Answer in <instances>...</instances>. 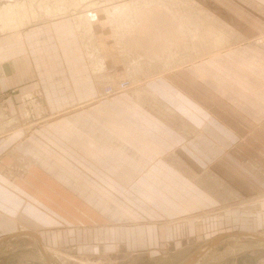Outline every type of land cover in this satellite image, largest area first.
<instances>
[{
  "label": "rangeland",
  "instance_id": "rangeland-1",
  "mask_svg": "<svg viewBox=\"0 0 264 264\" xmlns=\"http://www.w3.org/2000/svg\"><path fill=\"white\" fill-rule=\"evenodd\" d=\"M165 1L174 7L160 4ZM69 2L74 6L71 11H64L63 6L58 9L54 4L50 13L38 14L40 16L37 15L34 22L45 21L52 16L55 19L71 16L69 19L78 27L75 31L80 34L82 42L87 43L85 50L90 59L87 64L93 77L96 76L97 85L93 96L89 95L86 102L71 104L72 107L64 111H61L62 105L55 106L51 114H64L63 118L71 114L72 126L98 127L105 125V121L107 126L119 127L122 125H117V122L127 120V114H159L163 117L165 114L171 122L176 114L188 113L199 114L200 126L191 128L190 124L191 127L186 123L183 125V148L177 146L173 151L143 152L150 155L146 166L151 168L149 175L143 177L140 174L142 166L138 163L132 161L128 167L125 151L115 152L114 155L103 152L101 162L95 158L93 146L87 145L88 151L85 152L81 146L69 144L76 140L67 137L62 138L63 143H68L65 149L60 147L57 150L51 144L49 147L55 150V159L59 162L58 172L61 173L64 166L67 168L62 163L66 159V163L71 162V180L76 178L63 184L57 181L61 176L55 175V182L47 180V190L43 189L46 178L40 185V211H49L52 217L47 227L49 230L44 226L46 231L42 233L58 263L180 264L222 233L245 231L264 235V46L256 42L259 37H264V31L256 38L238 41L235 31L197 4L196 0ZM121 4H124L121 7L123 10L120 8V14H115L117 17L109 15L123 20H117L123 26L115 23V18L108 17L109 20L106 14L110 8L117 11ZM8 5L9 1L0 4V9ZM52 9L59 10L56 12L59 16ZM95 9H104L105 17L94 18ZM144 11L145 14L142 13ZM85 12L91 13V16ZM6 15L0 23L1 35L27 29L31 25L22 23L16 28L11 25L4 28L3 25L13 18V14ZM146 17L147 21H144ZM154 17L165 19L156 24ZM107 19L117 24V29ZM89 20L99 31H90L87 26ZM177 23L186 32L187 37L182 41L174 37L176 42L165 43V32L155 31L164 24L167 28L168 24L171 26L168 35L172 31L173 34ZM218 42L219 45L214 47ZM175 44L179 47H173ZM213 49L215 51L211 55ZM241 50L249 54H240ZM223 52L225 54L221 57ZM210 58L208 61L214 62V65L209 66L207 78L206 60ZM124 82L128 85L122 88ZM110 86L116 91L108 95L105 89ZM155 95L176 114H169L170 110L167 112L161 108L159 104L162 103L155 100ZM60 96L61 92L58 98ZM138 98L147 103L150 101L152 105L141 104ZM101 100L104 101L98 102ZM175 104L178 108L180 106L179 111L175 109ZM207 114L214 115L213 119L209 118V125L206 124ZM79 115L80 118H74ZM59 116L55 120L54 117H49V120L44 118L38 125L46 126L51 119L62 120ZM4 120L0 124L3 126L0 133L5 134L0 135V139L9 136L8 128L14 131L19 126L17 124L13 128L15 120L12 118ZM39 131L42 132L39 129L33 136L47 141L44 138L46 135L38 134ZM8 152H0V169L7 177L12 174L9 169L12 166H6L12 161L3 162ZM79 163L82 165L79 166ZM21 171L24 176L25 170ZM125 171L140 183L123 181L127 180L128 173ZM28 176L29 172L24 179ZM101 177L102 182H95ZM258 206L260 209H257ZM43 223L46 225V222ZM25 238L30 240L33 236ZM215 252L221 255V260L244 253L264 258V245L257 241L232 239L210 254Z\"/></svg>",
  "mask_w": 264,
  "mask_h": 264
},
{
  "label": "crops",
  "instance_id": "crops-1",
  "mask_svg": "<svg viewBox=\"0 0 264 264\" xmlns=\"http://www.w3.org/2000/svg\"><path fill=\"white\" fill-rule=\"evenodd\" d=\"M8 1L11 0H0V4ZM196 2L235 31L238 41L242 38H256L264 31V0H196ZM72 21L69 18L48 20L17 32L0 34V124L5 121V118L15 120L13 128L19 124L14 131L8 128L7 132L13 136L10 137L9 134L8 137L5 135L6 138L0 139V152L9 151L8 155H5L8 157L4 161L1 158L2 161H12L6 164V166H12L9 168L12 173L9 177L3 175L0 169V264H51V261L53 264H59L52 255L42 233L49 230L47 227L50 226L49 221L52 217L49 211H40L38 205L41 197L40 185L46 178L43 189L47 190V180L55 182L57 180L55 175L61 176L57 181L63 184L71 183L76 178L71 180L70 175L72 174L69 169L71 162L66 163V159H63L62 163L63 166L66 164L67 168L64 166L63 171L58 172L59 162L55 159V150L49 147L51 144L57 150L60 147L65 149L68 143L76 144L81 146V150L85 152L88 151L87 145L93 146L91 148L94 149L95 158L101 162L103 152L114 155L115 152L125 151L128 157L126 159L128 167L131 166L132 161L134 164L138 163L142 166L139 170L143 177L146 174L149 175L151 170L146 166V162L150 161V155L143 152L154 150L159 153L176 150L177 146L183 148V125L186 123L188 126L191 125V128L200 126L199 114H176V111L165 106L157 95H155V100H160L162 103L159 104L160 107L167 112L170 110L169 114L173 112L177 115L171 122L166 119L165 114L164 117L159 114H127V120L117 122V125H122L119 127L107 126L105 121H102L105 124L102 126L85 127L72 126L71 114L65 115L64 118V114H51V109L55 106L62 105L60 108L64 111L67 108L70 109L71 104L86 102L89 95L93 96L92 93L95 92L97 85L96 76L93 77L87 64L90 62L85 50L87 43L82 42L80 34L75 31V29L78 30L76 22ZM257 50L258 48H256V56ZM224 52L222 56L226 53ZM239 53L243 54L244 50ZM221 57L218 56V58ZM211 59L206 60L207 78L209 66L214 65V62L208 61ZM60 92L61 96L58 98ZM143 100L142 98L139 102ZM102 101L104 100L98 102ZM144 105L150 106L147 102ZM175 109L179 111L180 106L178 108V104H175ZM57 115L63 119L54 121ZM211 115L207 114V125H209V118L213 119L214 115ZM93 116L97 117L95 114ZM49 117H54V120L51 119L52 121L46 123V126L38 125L43 122L44 118L49 120ZM76 117L81 116L74 118ZM98 122L101 121L98 120ZM1 129L3 130L2 125H0ZM39 129L42 132L39 131L38 134L46 135L43 137L47 138V141L44 142L41 139L42 142L38 137L33 136ZM2 134L5 133L1 132L0 135ZM172 136L175 138L172 139ZM63 137L76 141L63 143ZM80 165L82 164L79 163ZM21 169L26 172L24 176H22ZM28 172L29 176L24 179ZM126 178L127 180L121 179L132 182V184L140 183L132 174L128 173ZM95 182H102V177L95 179ZM132 188L135 189L136 185ZM113 189L119 193L118 190ZM142 189L146 190L144 186ZM43 197L48 198V196ZM257 209L260 207L258 206ZM43 222H46V225ZM28 235L33 238L28 240L29 238H25ZM247 236L264 235L245 231L222 233L212 238L180 264H186L195 256L197 258L190 264H247L246 262L264 264V258L257 257V255L244 253L232 256L229 260L227 257L221 260L220 254L216 252L210 254L217 247L232 239L257 241L264 245L263 242Z\"/></svg>",
  "mask_w": 264,
  "mask_h": 264
},
{
  "label": "bare ground",
  "instance_id": "bare-ground-1",
  "mask_svg": "<svg viewBox=\"0 0 264 264\" xmlns=\"http://www.w3.org/2000/svg\"><path fill=\"white\" fill-rule=\"evenodd\" d=\"M3 1V0H2ZM42 1V0H41ZM39 2L38 0H12V1H9V5L8 6H4V7H2V8H4L3 10H1L0 9V23H2V21L5 19V17H3L5 14H7V15H10V14H13V18H11L10 19V22H8L7 24H4L3 25V27L5 28V27H7V26H10V27H19L20 25H22V23L23 24H25V23H28V24H31V25H29L30 27H32V26H35V25H39L41 22H43V21H41V22H38L37 21V23L36 22H34V20L36 19V17H37V15L38 14H41V15H43V14H45V12H49L50 13V11H51V5H54V4H56V6H58V3L57 2H59V0H52V1H47L46 3H43V2ZM44 1V0H43ZM62 2H59V3H61V7L63 6V8H64V11H71L72 9L71 8H74V6H73V4H70V2L69 1H71V0H61ZM107 1V0H106ZM113 1V0H112ZM159 1H161V0H159ZM163 1V0H162ZM191 1H193V0H191ZM5 2V1H4ZM67 2H68V4H67ZM111 2V1H110ZM167 2H169V1H165V2H160V4L161 5H164V7H166V6H170V7H172L173 5H170V3H167ZM198 2V1H197ZM80 4H83L82 2L80 3ZM90 4V3H89ZM93 4V3H92ZM116 4H118V3H116ZM115 4V5H116ZM120 4V3H119ZM151 4H152V2H151ZM84 5V4H83ZM123 5L124 4H121V6H118L117 8H119L117 11H116V9H114V8H110L111 10L110 11H108V13H106L107 15H109V14H112L111 16H115V17H117L116 15L117 14H120V8L121 7H123ZM129 5V4H128ZM153 5V4H152ZM89 6V5H88ZM157 6H159V4L157 3ZM180 6V5H179ZM190 6V5H189ZM188 6V7H189ZM59 7V6H58ZM61 7H59L58 9H61ZM96 7H98L97 5H96ZM126 7H127V5H126ZM144 7H145V5H144ZM154 7H156V5H154ZM174 7V6H173ZM176 7V6H175ZM101 8H104L103 6H101ZM132 7H130V9H131ZM134 8V7H133ZM140 8H142V6L140 7ZM163 8V7H162ZM35 9H37V12L35 11ZM43 9L45 10V11H43ZM87 10H89L88 8H86ZM108 9V8H107ZM122 9V8H121ZM124 9L126 10V8L124 7ZM130 9H128V10H130ZM155 9H157V8H155ZM165 9V8H164ZM176 9V8H175ZM83 10H85L84 8H83ZM86 10V11H87ZM96 10V9H95ZM102 10H104V9H102ZM101 9L99 10V11H95V12H93V14H92V16H94V18L96 17V18H100L102 15H103V13H105V11H102ZM106 10V9H105ZM123 10V9H122ZM124 10V11H125ZM127 10V11H128ZM142 10H143V8H142ZM171 10H173L172 8H171ZM52 11H53V9H52ZM59 11V10H58ZM57 10H55V11H53V12H58ZM92 11L93 10H91V13H92ZM113 11V12H112ZM126 11V12H127ZM164 11V10H163ZM167 11V10H166ZM192 11V10H191ZM205 11V10H204ZM44 12V13H43ZM107 12V11H106ZM157 12H158V10H157ZM156 12V13H157ZM179 12V11H178ZM181 12V11H180ZM69 13V12H68ZM71 13V12H70ZM69 13V14H70ZM86 13V12H85ZM90 13V14H91ZM128 13V12H127ZM143 14H145L146 12L144 11V12H142ZM175 13V12H174ZM173 13V14H174ZM52 14V13H51ZM59 14V13H58ZM57 13H56V15H58ZM86 14H88V13H86ZM90 14H88V15H90ZM116 14V15H115ZM171 14V13H170ZM6 15V16H7ZM48 16L50 15V14H47ZM73 15V14H72ZM165 15V14H164ZM178 15V14H177ZM31 16H33L34 18L33 19H29V17H31ZM38 16H40V15H38ZM45 16V15H44ZM59 16V15H58ZM87 16V15H86ZM91 16V15H90ZM110 15L109 16H107V18L109 17H111ZM144 16V15H143ZM55 17V16H54ZM53 16L52 17H48L49 19H47V20H45V21H48V20H51V21H53V20H56L55 18H54ZM71 17V16H70ZM69 17V18H70ZM105 16L103 15V18H104ZM114 17V18H115ZM118 17H119V15H118ZM145 17V16H144ZM147 17H148V15H147ZM147 17L145 18V20H144V18H142L144 21H147ZM149 17H150V15H149ZM167 17V16H166ZM173 17V16H172ZM40 18V17H39ZM64 18H68V16L66 17V16H64V17H62V18H58V19H64ZM102 18V17H101ZM108 18V19H109ZM111 18H113V17H111ZM113 18V19H114ZM163 18V17H162ZM162 18H153V19H156L155 20V23L157 22H159V21H162L161 19ZM179 18V17H178ZM93 19V18H92ZM107 19V20H108ZM149 19V18H148ZM163 19H165V17L163 18ZM177 19V18H176ZM202 19V18H201ZM216 19V18H215ZM42 20V19H41ZM94 20V19H93ZM99 20V19H98ZM110 20V19H109ZM108 20V22H113V21H109ZM115 20L117 21H122L123 22V20H119V18L118 19H116L115 18ZM17 21H18V23H19V21H20V23L19 24H17ZM103 22H105V23H107L105 20H102ZM116 21H114L115 23H121V22H116ZM149 21H151V20H149ZM178 21V20H177ZM32 22H34V23H32ZM91 22L92 21H90L89 20V23L87 24V26L89 27V28H91L90 29V31H94V32H97V31H99V28L97 27V26H93L92 24H91ZM113 22V25L115 24ZM179 22V21H178ZM186 22V21H185ZM110 23V24H111ZM156 23V24H157ZM103 24V23H102ZM122 24V23H121ZM174 24H176V22L175 23H173V25ZM193 24H194V22H193ZM109 25V23H107V26ZM117 24H115L113 27H115ZM104 26V25H103ZM122 26H123V24H122ZM127 26V25H126ZM112 27V28H113ZM119 27H120V25H119ZM118 27V28H119ZM166 27V25L164 24V25H162V26H159L158 27V29H156L155 31L157 32V33H161V34H163L162 33V31H164L165 33L164 34H166V35H163V36H165L166 38H165V43H169L170 41L173 43V42H176L177 41V39H178V41H182V39H184V38H186L187 36H186V32H184L183 31V28H182V25L181 24H178L177 23V25H176V27H175V29H174V33L172 34V32H171V36L170 35H168L169 33H170V31H168V28H170L171 26H169L168 24H167V28H165ZM123 28V27H122ZM130 28H133V27H130ZM79 29H80V27H79ZM115 29H117V27H115ZM120 29V28H119ZM2 31V30H1ZM120 32H121V30H119ZM3 32V31H2ZM1 32V33H2ZM117 32H118V30H117ZM7 33V32H6ZM99 34H100V32H98ZM97 33V34H98ZM119 33V32H118ZM138 33V32H137ZM4 35V34H3ZM6 35V34H5ZM95 35V34H94ZM225 35V34H224ZM92 37L91 35H88V37ZM118 36V35H117ZM190 36V35H189ZM223 36V35H222ZM97 37V36H96ZM161 37V36H160ZM159 37V38H160ZM174 37L176 38L177 37V39H174ZM191 37V36H190ZM221 37V36H220ZM224 38V37H223ZM222 38V39H223ZM192 39V38H191ZM188 40H190V39H188ZM230 40V39H229ZM193 41V40H192ZM191 41V42H192ZM220 41H221V39H220ZM257 42V41H256ZM217 43H215L214 44V47L215 46H218L219 45V42H218V44L216 45ZM163 45V44H162ZM179 45V44H178ZM178 45H171V46H173V47H176V46H178ZM87 46V45H86ZM165 47V45L162 47V48H164ZM167 47V46H166ZM179 47V46H178ZM191 48V47H190ZM166 49V48H165ZM169 49V48H168ZM169 52H170V50H168ZM167 51V53H169ZM215 50L213 49V50H211V52H210V54L212 55V54H214L213 52H214ZM193 54V53H192ZM206 55H208V54H206ZM222 56V55H221ZM150 59V58H149ZM94 62V61H93ZM102 62V61H101ZM156 68V67H155ZM157 69V68H156ZM157 72V71H156ZM108 94V93H107ZM112 94V93H111ZM111 94H108V95H111ZM134 96V95H133ZM144 96V95H143ZM150 98V97H149ZM142 98H140V100H141ZM151 99V98H150ZM144 101H142V102H140V103H143ZM151 102H153V101H151ZM148 103H150V101L148 102ZM144 104V103H143ZM150 105H152V104H150ZM264 237V236H263Z\"/></svg>",
  "mask_w": 264,
  "mask_h": 264
},
{
  "label": "built area",
  "instance_id": "built-area-1",
  "mask_svg": "<svg viewBox=\"0 0 264 264\" xmlns=\"http://www.w3.org/2000/svg\"><path fill=\"white\" fill-rule=\"evenodd\" d=\"M257 43H259L258 45L259 46H261V45H263L264 46V37H259L257 40ZM128 85V83L127 82H124V83H122V85H121V87L122 88H124V87H126ZM115 91H116V88H114V87H107L106 89H105V92L106 93H108V94H114L115 93Z\"/></svg>",
  "mask_w": 264,
  "mask_h": 264
},
{
  "label": "water",
  "instance_id": "water-1",
  "mask_svg": "<svg viewBox=\"0 0 264 264\" xmlns=\"http://www.w3.org/2000/svg\"><path fill=\"white\" fill-rule=\"evenodd\" d=\"M242 236L244 237L245 235H242ZM247 237H248V238H249V237H253V238H255L256 240H259V241H261V242L264 243V237H263V236H247ZM203 250H204V249H203ZM196 258H197V256L193 257L192 260H195ZM192 260H189V262H187L186 264H190ZM50 261H51V259L49 258V262H50ZM50 263L53 264L52 261H51Z\"/></svg>",
  "mask_w": 264,
  "mask_h": 264
}]
</instances>
